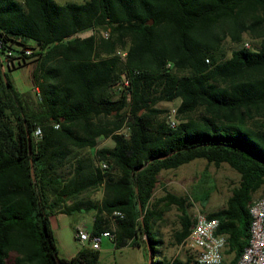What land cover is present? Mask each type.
Here are the masks:
<instances>
[{"label": "trees", "instance_id": "1", "mask_svg": "<svg viewBox=\"0 0 264 264\" xmlns=\"http://www.w3.org/2000/svg\"><path fill=\"white\" fill-rule=\"evenodd\" d=\"M225 38L238 44L229 56ZM0 53L8 69L31 58L36 88L34 100L16 90L0 63V264H96L89 246L59 257L50 224L89 208L91 235L113 226L114 247L187 264L164 257L159 232L174 206L169 244L186 237L185 199L153 191L160 171L195 158L238 174L224 205L205 211L235 262L264 186V0H0ZM174 100L170 126L157 103Z\"/></svg>", "mask_w": 264, "mask_h": 264}, {"label": "rangeland", "instance_id": "2", "mask_svg": "<svg viewBox=\"0 0 264 264\" xmlns=\"http://www.w3.org/2000/svg\"><path fill=\"white\" fill-rule=\"evenodd\" d=\"M57 3L67 1L80 3L83 0H55ZM91 29L84 30L79 34L81 36L92 33ZM33 43L32 41H28ZM246 42L251 45L245 34L242 35V44ZM225 55L229 56L231 49L238 46L232 43L228 38L221 42ZM31 59V58H30ZM28 60V63L8 69L4 55L0 53L1 68L7 73L16 90L20 92H29L32 99H35L36 88L31 81V68L34 62ZM158 107L172 108L175 103L159 102ZM111 140L97 139V145H111ZM201 175H205L202 179ZM238 181V174L233 171L226 163L219 166L206 163L202 158H195L191 162L183 164L175 169L162 170L158 175V183L153 191V198L163 194L166 188L169 192L182 196L185 199L187 212L192 217L196 210L209 211L217 209L224 205L225 199L230 194L231 186ZM208 190V196L204 204L201 203L199 196L201 191ZM264 195V186L253 194V198ZM94 197L99 198L100 192L97 191ZM94 210L80 209L70 213H54L50 216L51 229L55 241L57 255L63 258L73 256L76 251L82 247L89 245V242L81 243L75 237L74 226H80L88 233L91 230L92 217ZM178 211L174 206H170L163 214V219L159 225V232L162 239V252L164 257L172 258L181 254L182 249L177 246H170L172 229L177 226ZM98 250L96 264H147L148 256L146 249L142 244L139 246L125 245L122 247H114L112 242L106 237H101L100 244L95 246ZM157 254L153 255L152 260L156 261Z\"/></svg>", "mask_w": 264, "mask_h": 264}, {"label": "built area", "instance_id": "3", "mask_svg": "<svg viewBox=\"0 0 264 264\" xmlns=\"http://www.w3.org/2000/svg\"><path fill=\"white\" fill-rule=\"evenodd\" d=\"M244 46L248 43L244 42ZM29 50H25L28 53ZM8 56L10 51L5 52ZM121 56L124 52L120 53ZM15 60H9V62ZM124 84L127 81L123 82ZM175 109L169 108L166 112V119L170 126L175 124ZM35 139L40 138L41 131L35 128L33 131ZM105 168L104 163L99 164ZM249 225L248 239L242 248L235 264H264V196H258L251 200L248 205ZM112 214L121 217L120 212L114 211ZM218 221L214 217H208L205 212L196 210L192 216V224L186 237L178 245L179 248L194 253L197 264H221L222 250L226 244V237L215 232ZM75 237L81 243L89 242V247L97 249L95 246L100 244L101 237H106L110 242L114 240V228L104 230L99 234H90L80 226H75Z\"/></svg>", "mask_w": 264, "mask_h": 264}, {"label": "crops", "instance_id": "4", "mask_svg": "<svg viewBox=\"0 0 264 264\" xmlns=\"http://www.w3.org/2000/svg\"><path fill=\"white\" fill-rule=\"evenodd\" d=\"M175 103V105L178 103V100H174L173 101ZM99 139H107V138H99ZM112 144V143H111ZM98 146V145H97ZM107 146V145H106ZM110 146V145H109ZM192 161V160H191ZM189 161V162H191ZM187 162V163H189ZM186 164V163H185ZM183 165V164H182ZM181 166V165H180ZM178 168V167H177ZM214 210V209H213ZM205 212V211H204ZM76 226V225H75ZM74 226V227H75ZM178 247V246H177ZM222 261H221V264H229L230 262L234 263L236 262V259H235V262H234V253L233 251H229L228 250V247L227 245L224 246L223 250H222ZM181 259H185L187 260V264H197L195 262V257H194V253L193 252H190V251H186V250H183L182 249V252L181 254L178 255ZM174 257V256H173ZM170 259V258H168Z\"/></svg>", "mask_w": 264, "mask_h": 264}, {"label": "water", "instance_id": "5", "mask_svg": "<svg viewBox=\"0 0 264 264\" xmlns=\"http://www.w3.org/2000/svg\"><path fill=\"white\" fill-rule=\"evenodd\" d=\"M149 23H151V20L149 21ZM1 74H2V77H3V79H4V74H3V72H1ZM5 80V79H4ZM147 248V247H146ZM147 256H148V263L147 264H150L151 263V260H152V257H151V254H150V251H149V249L147 248Z\"/></svg>", "mask_w": 264, "mask_h": 264}]
</instances>
